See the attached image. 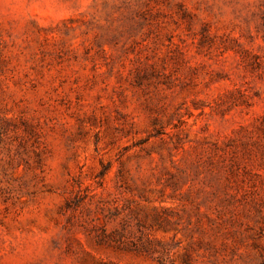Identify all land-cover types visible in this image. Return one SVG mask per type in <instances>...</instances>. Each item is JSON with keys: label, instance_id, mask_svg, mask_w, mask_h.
Returning a JSON list of instances; mask_svg holds the SVG:
<instances>
[{"label": "rangeland", "instance_id": "1", "mask_svg": "<svg viewBox=\"0 0 264 264\" xmlns=\"http://www.w3.org/2000/svg\"><path fill=\"white\" fill-rule=\"evenodd\" d=\"M0 264H264V0H0Z\"/></svg>", "mask_w": 264, "mask_h": 264}]
</instances>
